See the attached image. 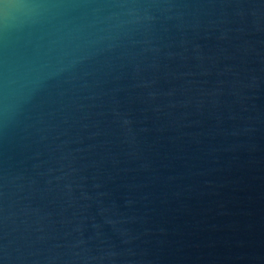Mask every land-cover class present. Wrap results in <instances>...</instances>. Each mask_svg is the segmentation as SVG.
Instances as JSON below:
<instances>
[{
  "label": "water",
  "instance_id": "obj_1",
  "mask_svg": "<svg viewBox=\"0 0 264 264\" xmlns=\"http://www.w3.org/2000/svg\"><path fill=\"white\" fill-rule=\"evenodd\" d=\"M0 264H264V0H0Z\"/></svg>",
  "mask_w": 264,
  "mask_h": 264
}]
</instances>
